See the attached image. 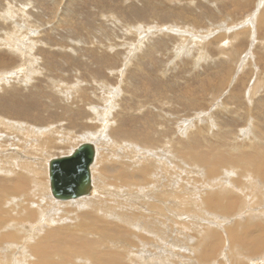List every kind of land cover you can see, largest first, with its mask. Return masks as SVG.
<instances>
[{"label": "bare ground", "instance_id": "obj_1", "mask_svg": "<svg viewBox=\"0 0 264 264\" xmlns=\"http://www.w3.org/2000/svg\"><path fill=\"white\" fill-rule=\"evenodd\" d=\"M242 6L239 7L240 10L247 8ZM259 8V13L256 10L246 25L253 27L256 22L264 25L261 4ZM17 34L6 36L5 43L15 55L19 53L22 64L16 70H11L8 66L14 64L13 59L0 60V67L3 68L0 70V112L5 107H14V102L20 104L16 107H41L37 92L41 91V88L29 91L26 96L14 93L15 89L18 91L23 85L27 90L31 85L37 86L35 84L39 77H44L41 59L31 57L33 53L30 56L35 45L16 38L14 35ZM11 37L20 42L14 44L16 40L10 39ZM30 44L31 46H28ZM136 47L139 49L140 45ZM48 80L55 84L57 97L67 102V106L62 107H75L80 101L85 106L86 103L92 104L94 116L90 121L101 123V127L97 131L87 130L74 137L75 133L72 131L63 130L65 124L63 125V119L59 117L54 120L47 119L50 122L40 125L33 118L35 113L31 111L29 117L32 119L27 116L14 119L0 113L1 263L20 264L21 260L27 264H264V132L261 129L264 120L258 119L253 109L239 110L236 106L227 108L228 113L251 121L250 129L246 133L241 130L231 136L234 129L227 128L229 125L224 121H221L222 125H208L210 129L206 131L209 135L214 134L217 137L220 135L217 130H225L231 136V141L223 147L225 149H217L211 157L203 153L181 150V156L186 161L183 165L184 171L182 169L186 176L183 180L185 188L181 194L175 196L174 204L170 207H174L176 211L171 212L169 218L168 158L163 159L154 151H138L136 146L131 147L130 144H117L113 139L117 136L113 135L114 128H121L117 124L119 119L113 114V108L116 107L115 110L118 111L117 108L121 107L119 101L121 95L125 94V91L122 93L121 86L111 89L105 98L102 95L105 91L102 89L110 85L105 81L106 84L100 87L98 85L103 83L96 79L94 82L100 93L91 99V93L88 95V90L83 89L84 83L81 81L72 85V88L68 82H63V79L48 77ZM45 84L48 88L49 83ZM1 93L5 95L6 100H2ZM130 94V97L134 96ZM76 97L78 101L74 100ZM101 103L106 105H99ZM136 104L138 107H144L143 103L139 102L129 106L136 107ZM12 110L13 108H10V111ZM166 135L163 134L165 137ZM233 137L242 138L246 146L238 145ZM75 139H79L78 142ZM90 141L95 143L92 144L96 150L95 162L91 168V193L69 200L55 198L50 186L49 164L52 159L64 154L55 152L72 145L67 153L69 155L81 144L91 143ZM108 159H115L117 164V169L112 167L115 171L118 170L117 175L112 178L117 183L115 186H109L110 177L97 169L98 166L102 168ZM189 162H193L194 166H190ZM161 167L167 180L160 184L163 188L157 186L160 180L157 169L159 171ZM108 168L109 166L105 165L103 170ZM109 173L112 174L110 171ZM136 205H139L137 209ZM140 205H144L145 217L141 215ZM228 212H233V215ZM176 216L184 224L183 232L186 231L182 242L185 245L182 249L187 253V257L184 256L186 263L169 262V219L172 221ZM99 221L101 224H98ZM257 222L262 224L258 225ZM253 223L255 225H252ZM248 226L252 228L250 233L247 232ZM68 229L80 236L79 244L65 246L67 242H64L66 236L63 232ZM88 238L90 241L95 238L94 243H97L96 246L87 244L90 252L82 250L83 241ZM29 256L34 257L32 262L28 261Z\"/></svg>", "mask_w": 264, "mask_h": 264}, {"label": "rangeland", "instance_id": "obj_2", "mask_svg": "<svg viewBox=\"0 0 264 264\" xmlns=\"http://www.w3.org/2000/svg\"><path fill=\"white\" fill-rule=\"evenodd\" d=\"M249 1L0 0V60L13 59L14 64L8 66L11 70H16L22 64L19 53L15 55L5 43L6 36L18 33V37L14 35L16 38L35 45V50L32 49L30 56L33 53L31 57L41 59L44 75L36 81L37 86L31 85L27 90L23 85L18 91H14L26 96L29 91L41 88V91H37L41 107H16L20 104L14 102L12 105L15 108L5 107L0 113L14 119L26 116L32 119L29 117L31 111L35 113L33 118L40 125L59 117L63 119V125H66L63 130L72 131L75 133L73 136L77 137L87 130L100 129L101 123L90 121L94 116L93 106L89 104L90 107L87 103L85 106L80 101L81 105L62 107L67 106V102L57 97L55 84L49 82L48 77L63 79V82L66 81L71 86L78 81L83 82V89L88 90V95L91 93V99L100 93L94 82L96 79L103 83L98 85L100 87L106 82L110 85L102 89L105 91L102 93L105 98L111 89L121 86L122 93L125 91V94L129 95H121L119 101L124 110L118 107V112L116 107L113 108L114 117L119 119L117 124L121 127H118L120 131L113 127V135H117L113 139L117 144H130L136 146L138 151H154L159 157L168 158L170 218V213L176 211L170 206L174 204L175 196L181 194L185 188L183 165L186 161L182 158V153L189 150L211 157L217 149H225L223 147L231 141V136L241 130L245 133L249 131L251 121L228 113L227 108H251L258 119L264 120V25L258 22L253 27L246 25L256 10L259 13L260 4L264 13V0ZM242 5L247 8L240 10ZM28 37L32 42L27 40ZM10 39L16 40L13 37ZM14 42L16 44L20 41ZM138 45L139 49L136 47ZM1 69L3 68L0 67ZM46 82L49 83L48 88ZM130 93L134 96L130 97ZM1 95L2 100H6L5 95ZM74 100L78 101L77 97ZM137 102L143 103L144 107H138L137 104L134 105L137 108L129 106ZM10 108L13 110L10 111ZM32 113L30 115H33ZM221 121L229 125L227 128L234 129L232 135L229 136L230 133L225 130H217L220 131L217 137L214 134L209 135L206 129H210V124L222 125ZM261 129L264 132V125ZM163 134H167L166 137ZM233 139L238 145L246 146L242 138ZM75 140L78 142L79 139ZM71 146H65L55 153L68 155ZM108 160H105L102 168L98 166L97 169L110 177L109 186H115L117 183L112 178L117 175V164L115 159ZM192 164L194 166L193 162H189L190 166ZM105 165L109 166L108 170H103ZM163 170V167L159 168V171L157 169L160 179L157 186L160 188L164 187L160 184L167 181ZM143 206L140 205L141 215L145 217L146 210ZM228 213L233 215V212ZM183 225L177 216L172 221L169 219V262L186 263L187 253L182 249L185 247L182 242L186 235ZM252 225L250 226L253 228ZM250 226V229L247 227L248 233L252 231ZM63 234L66 236L65 246L81 242L80 236L73 234L72 229ZM93 239L94 241L84 239L82 250L89 251L87 244L96 246V239ZM65 246L63 247L67 248ZM78 249L82 251L81 248ZM32 259L34 260L33 256L28 257L29 262H32ZM19 261L22 262L20 264H27Z\"/></svg>", "mask_w": 264, "mask_h": 264}, {"label": "water", "instance_id": "obj_3", "mask_svg": "<svg viewBox=\"0 0 264 264\" xmlns=\"http://www.w3.org/2000/svg\"><path fill=\"white\" fill-rule=\"evenodd\" d=\"M95 153L92 143H83L71 154L50 161L49 179L55 198L69 200L91 193V168Z\"/></svg>", "mask_w": 264, "mask_h": 264}]
</instances>
